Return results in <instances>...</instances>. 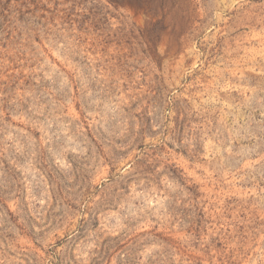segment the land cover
<instances>
[{
	"label": "clouds",
	"instance_id": "1",
	"mask_svg": "<svg viewBox=\"0 0 264 264\" xmlns=\"http://www.w3.org/2000/svg\"><path fill=\"white\" fill-rule=\"evenodd\" d=\"M0 264H264V0H0Z\"/></svg>",
	"mask_w": 264,
	"mask_h": 264
},
{
	"label": "rangeland",
	"instance_id": "2",
	"mask_svg": "<svg viewBox=\"0 0 264 264\" xmlns=\"http://www.w3.org/2000/svg\"><path fill=\"white\" fill-rule=\"evenodd\" d=\"M121 2H123V3H127V2H128V0H121Z\"/></svg>",
	"mask_w": 264,
	"mask_h": 264
}]
</instances>
